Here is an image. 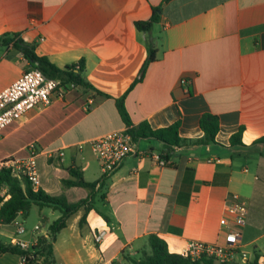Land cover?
<instances>
[{
  "label": "crops",
  "instance_id": "1",
  "mask_svg": "<svg viewBox=\"0 0 264 264\" xmlns=\"http://www.w3.org/2000/svg\"><path fill=\"white\" fill-rule=\"evenodd\" d=\"M154 7L157 22L148 32L137 29L135 21L149 19ZM5 33L58 67L83 60L85 80L103 93L67 86L0 131V144L8 141L0 160L24 158L34 143L38 187L51 195L69 202L88 195L62 185L68 167L101 180L86 222L79 225L80 209L57 234L56 264H136L126 257L149 250L150 234L181 253L189 240L224 243L232 229L240 235L227 264L255 257L264 264V142H255L264 136V0H0ZM148 42L156 53L144 66ZM29 68L20 52L0 46V91ZM121 97L128 120L116 105ZM205 113L219 119L214 142L168 148L136 138L135 152L110 175L90 148L94 137L129 124L156 129L179 121V136L200 138ZM239 128L241 143L233 145ZM233 195L246 201L241 226L225 211Z\"/></svg>",
  "mask_w": 264,
  "mask_h": 264
},
{
  "label": "trees",
  "instance_id": "2",
  "mask_svg": "<svg viewBox=\"0 0 264 264\" xmlns=\"http://www.w3.org/2000/svg\"><path fill=\"white\" fill-rule=\"evenodd\" d=\"M158 10V7H154L149 19L135 21L136 28L148 32L158 20ZM0 46L13 48L20 52L31 67L40 69L48 77L59 79L63 86L71 82L74 86L82 87L85 90H96L83 76V60L78 62V68H75L74 64L62 68L58 67L46 56L38 55L34 51L33 46L25 42L17 34L5 33L1 35ZM147 51L148 55L144 66L155 59L156 48L153 43H147ZM96 92L103 94L98 90ZM116 105L121 116L128 120L123 97L116 99ZM199 126L204 134L202 137L195 139L179 136V121L156 129L150 128L147 123H140L135 126L129 124L127 130L133 139L141 137L155 138L162 141L168 148L184 144H209L214 142L215 134L219 127L218 117L211 113H205L199 119ZM241 136L242 128H239L237 132L231 135L230 143L233 145L240 144ZM255 142H264V136L256 139ZM68 172L69 177L62 179V185L64 187L79 186L86 188L88 195L85 198L69 202L64 194L51 195L41 187L34 188L25 178L12 176L9 169H0V185L7 186L10 193L9 199L5 201L0 210V220L4 224L12 221L19 212L22 215L28 214L32 203L40 207L48 206L60 212L59 216L48 225L46 234L38 235L36 243L29 249H20L16 245L10 242L5 243L0 239V253L25 254L27 258L26 264H56L53 253V242L57 234L66 227L68 218L80 209H83L84 212L79 219V225L86 222L88 212L95 209L96 186L101 181L100 179L95 181L85 180L82 172L77 167H68ZM98 213L108 221V217L105 214L100 211ZM148 245L149 250H143L139 259L126 258L136 264H227L219 262L214 257L201 256L197 259H191L190 257L183 256L181 253L171 252L167 248L165 240L156 234L148 236ZM110 264L118 263L111 262ZM252 264H258V257H255Z\"/></svg>",
  "mask_w": 264,
  "mask_h": 264
},
{
  "label": "built area",
  "instance_id": "3",
  "mask_svg": "<svg viewBox=\"0 0 264 264\" xmlns=\"http://www.w3.org/2000/svg\"><path fill=\"white\" fill-rule=\"evenodd\" d=\"M79 67L78 62L74 64ZM186 83V79H181ZM67 86H74L68 83L63 86L59 79L46 76L40 69L31 67L23 71L17 79L0 91V131L7 125L19 119L23 114L33 108H43L49 105L55 92H61ZM90 148L99 162L103 175H110L120 165L121 161L128 155L135 152L134 139L128 130H115L94 137L89 141ZM29 155L24 158L7 157L0 160V169L7 168L12 176L27 179L34 188L38 187L39 178L37 173L38 151L34 143L28 147ZM155 159L163 165L165 160L156 155ZM10 197L7 186L0 185V210L2 205ZM226 213L231 217L236 226L244 224L247 214L246 201L233 195L232 199L225 206ZM18 214H21L19 212ZM17 217V216H16ZM16 217L8 224L0 220V227L4 225H15V233L23 234L25 229L17 221ZM222 225L227 224V219L220 220ZM40 226L36 224L33 229V236L30 241L10 235V243L20 249H29L37 241L36 231ZM103 232L96 236L100 240ZM240 232L237 229L228 230L224 234V243H212L201 240H189L182 249L181 254L191 259L201 256L216 258L219 262L228 263L232 260L234 250L237 248V238ZM25 254L18 255L17 264H26Z\"/></svg>",
  "mask_w": 264,
  "mask_h": 264
},
{
  "label": "rangeland",
  "instance_id": "4",
  "mask_svg": "<svg viewBox=\"0 0 264 264\" xmlns=\"http://www.w3.org/2000/svg\"><path fill=\"white\" fill-rule=\"evenodd\" d=\"M8 141L5 144H0L1 147L6 146ZM60 212L54 210L51 207L43 206L40 207L35 203H32L29 209L28 214L22 215L18 214L16 221L24 227L25 232L23 234L17 235L15 233V225H4L0 227V239L8 243L10 242V235L22 238L26 241L32 239L33 229L36 224L40 226L39 230L36 231L37 235L45 234L47 232L48 225L59 216ZM18 256L17 254L6 252L0 253V264H17Z\"/></svg>",
  "mask_w": 264,
  "mask_h": 264
}]
</instances>
